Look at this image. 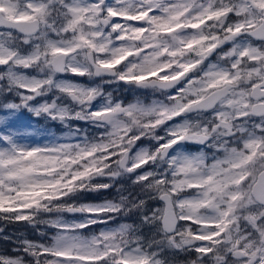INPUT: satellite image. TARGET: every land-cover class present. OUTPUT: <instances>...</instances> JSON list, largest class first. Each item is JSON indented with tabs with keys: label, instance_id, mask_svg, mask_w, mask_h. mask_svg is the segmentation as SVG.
<instances>
[{
	"label": "snow or ice",
	"instance_id": "snow-or-ice-1",
	"mask_svg": "<svg viewBox=\"0 0 264 264\" xmlns=\"http://www.w3.org/2000/svg\"><path fill=\"white\" fill-rule=\"evenodd\" d=\"M0 220V264H264V0H0Z\"/></svg>",
	"mask_w": 264,
	"mask_h": 264
},
{
	"label": "rangeland",
	"instance_id": "rangeland-1",
	"mask_svg": "<svg viewBox=\"0 0 264 264\" xmlns=\"http://www.w3.org/2000/svg\"><path fill=\"white\" fill-rule=\"evenodd\" d=\"M81 83H88L87 78H77ZM116 86L113 85L112 88L109 90H113ZM118 95L128 97L131 94L125 92L124 87L121 86L118 90ZM11 99V97H10ZM18 101V98L16 100ZM11 126L13 130L18 129L21 133L23 139H21L20 143H27V144H45L51 142L55 138H63L65 133L68 131L67 128L64 127L63 124H61L59 121H51V120H45L42 118H37L32 116V114L27 113L26 111H23L22 114H19L17 118H15L11 122ZM72 126L75 127H84L82 122L74 121L72 122ZM114 191V190H113ZM92 197H88V199H91ZM160 205L158 202H149V207L155 208ZM30 227V225H27V228ZM41 230L47 229L46 225H40L39 228ZM30 229L23 228L22 231L19 232L20 235L24 237H28L29 239L36 240L39 238V234L37 231L34 233L28 231ZM50 231V230H49ZM11 232V231H10ZM2 231H0V234ZM9 235L8 233H5L3 230L2 238ZM175 264H184V261L187 259V257L183 254H177L175 257Z\"/></svg>",
	"mask_w": 264,
	"mask_h": 264
},
{
	"label": "trees",
	"instance_id": "trees-1",
	"mask_svg": "<svg viewBox=\"0 0 264 264\" xmlns=\"http://www.w3.org/2000/svg\"><path fill=\"white\" fill-rule=\"evenodd\" d=\"M23 228L30 229L28 231L32 233L35 232V230H33L31 226L27 228V224L25 222H6L0 220V229H3L5 233L9 232V235L7 236L12 237V240L10 241L4 240V238L1 237L3 233L2 231V233L0 234V252L12 253L14 249L13 241H15L17 237L28 238L20 235L19 232L25 233V231H22ZM41 228L42 227H40V229Z\"/></svg>",
	"mask_w": 264,
	"mask_h": 264
}]
</instances>
